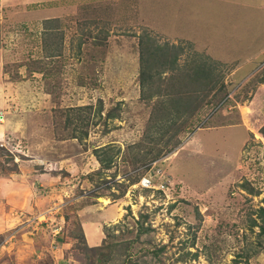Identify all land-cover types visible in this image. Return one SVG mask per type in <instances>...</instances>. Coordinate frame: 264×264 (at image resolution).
I'll use <instances>...</instances> for the list:
<instances>
[{
  "label": "rangeland",
  "instance_id": "obj_1",
  "mask_svg": "<svg viewBox=\"0 0 264 264\" xmlns=\"http://www.w3.org/2000/svg\"><path fill=\"white\" fill-rule=\"evenodd\" d=\"M25 4L0 24V264H264L263 0Z\"/></svg>",
  "mask_w": 264,
  "mask_h": 264
},
{
  "label": "crops",
  "instance_id": "obj_2",
  "mask_svg": "<svg viewBox=\"0 0 264 264\" xmlns=\"http://www.w3.org/2000/svg\"><path fill=\"white\" fill-rule=\"evenodd\" d=\"M28 1L35 3L38 1H44V0H28ZM46 1H54V0H46ZM263 2H264V0H263ZM25 3H26V0H0V24L4 21H9L10 19H16L19 16L25 14V12H24L25 5H26ZM57 10H58V8H57V6H55V2L54 3L51 2L50 5L47 6L45 9H38L35 11H37V12L38 11L39 12L40 11H47L48 15L43 16L42 19L44 21H48V20H50V18L56 19L54 17H56L55 13ZM60 162H62V160L57 161L55 164L56 167L59 168L57 170L63 169V167L60 166L61 165ZM67 168L69 169L68 166L65 169H67ZM54 171H56V170H54ZM69 173H71V172L69 171ZM58 175H59V173H56V175H54V176H58ZM42 177H44V176H42ZM108 207H110V208H107V209H109L107 211L96 212V214L99 215L98 216L99 218L93 219V220L89 219L88 222H86L85 224H83L85 221L83 223H81V227H82L81 230L83 231V234H84L86 241L88 239V236H87L86 231H85L86 228L88 230V233H89V231L91 232L90 236L92 235L93 237H98V232L95 231V226L93 224L95 221L96 222L97 221L99 222V220L105 221L106 218L109 219V218H112L115 216L118 217L117 213L112 212L113 207L112 206H108ZM89 247H92V245H89Z\"/></svg>",
  "mask_w": 264,
  "mask_h": 264
},
{
  "label": "trees",
  "instance_id": "obj_3",
  "mask_svg": "<svg viewBox=\"0 0 264 264\" xmlns=\"http://www.w3.org/2000/svg\"><path fill=\"white\" fill-rule=\"evenodd\" d=\"M173 61V60H172ZM174 62V61H173ZM143 64H145V59H143V61H142V66H143ZM148 71V66H146V69H145V65L143 66V71H142V75L144 74V73H146ZM202 74H203V72H202ZM148 78H150L151 76H150V73H148ZM142 81L143 80H141V83H142ZM196 92V91H195ZM190 95H191V93H190ZM190 95H188L189 96V101H191L192 102V99L190 98L191 96ZM261 134L263 135V137H264V125H263V127H262V130H261ZM98 155V153H96V156ZM98 161L100 162V163H102L103 161H104V159H102L101 157H100V155H98ZM107 161H109V160H107ZM105 162H106V160H105ZM260 216L259 217H261V224H259V229H260V233H262V234H264V207H261L260 208ZM253 223H255V222H253ZM255 225V224H254ZM81 229V228H80ZM82 231V230H81ZM82 236H83V239H84V243H85V238H84V234H83V231H82ZM89 248H93V247H89Z\"/></svg>",
  "mask_w": 264,
  "mask_h": 264
},
{
  "label": "built area",
  "instance_id": "obj_4",
  "mask_svg": "<svg viewBox=\"0 0 264 264\" xmlns=\"http://www.w3.org/2000/svg\"><path fill=\"white\" fill-rule=\"evenodd\" d=\"M138 184L141 186V187H145V188H149V189H154V188H157V189H161V191H165V185L164 183H158L157 185H155V183H153V181L150 179L149 176H143L140 178V180L138 181Z\"/></svg>",
  "mask_w": 264,
  "mask_h": 264
},
{
  "label": "clouds",
  "instance_id": "obj_5",
  "mask_svg": "<svg viewBox=\"0 0 264 264\" xmlns=\"http://www.w3.org/2000/svg\"><path fill=\"white\" fill-rule=\"evenodd\" d=\"M140 186V185H139ZM143 188H145V187H143Z\"/></svg>",
  "mask_w": 264,
  "mask_h": 264
}]
</instances>
